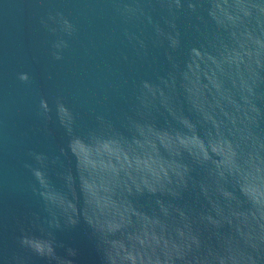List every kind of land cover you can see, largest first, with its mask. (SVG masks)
Here are the masks:
<instances>
[{
  "label": "water",
  "instance_id": "95a60500",
  "mask_svg": "<svg viewBox=\"0 0 264 264\" xmlns=\"http://www.w3.org/2000/svg\"><path fill=\"white\" fill-rule=\"evenodd\" d=\"M0 264H264V0H0Z\"/></svg>",
  "mask_w": 264,
  "mask_h": 264
}]
</instances>
